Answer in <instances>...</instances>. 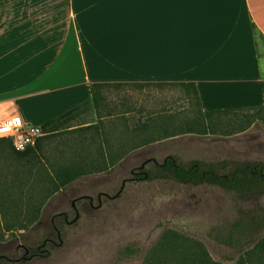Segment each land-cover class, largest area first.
<instances>
[{
	"label": "crops",
	"instance_id": "obj_1",
	"mask_svg": "<svg viewBox=\"0 0 264 264\" xmlns=\"http://www.w3.org/2000/svg\"><path fill=\"white\" fill-rule=\"evenodd\" d=\"M90 84H105L95 106ZM262 84L264 0H0V116L42 132L22 157L0 149V187L29 169L91 173L52 197L166 157L187 165L189 138L212 136L186 133L193 88L201 112L252 113Z\"/></svg>",
	"mask_w": 264,
	"mask_h": 264
},
{
	"label": "rangeland",
	"instance_id": "obj_2",
	"mask_svg": "<svg viewBox=\"0 0 264 264\" xmlns=\"http://www.w3.org/2000/svg\"><path fill=\"white\" fill-rule=\"evenodd\" d=\"M189 139L188 155H176L181 163L197 161L217 173L244 164L264 167L258 122L238 137ZM138 171L77 180L50 197L25 230L0 228V264H141L164 230L194 238L212 260L232 264L264 236V184L241 196L218 185L176 182L152 165L141 168L149 180H129Z\"/></svg>",
	"mask_w": 264,
	"mask_h": 264
},
{
	"label": "trees",
	"instance_id": "obj_3",
	"mask_svg": "<svg viewBox=\"0 0 264 264\" xmlns=\"http://www.w3.org/2000/svg\"><path fill=\"white\" fill-rule=\"evenodd\" d=\"M105 84H90L93 106L96 103V91ZM264 95V84H262ZM194 117L187 125L186 133L228 137L246 130L254 119L264 124V106L252 113L243 111H208L201 112L196 90L193 88ZM75 108L63 113L56 119L67 117ZM53 122V120L51 121ZM37 146V143L35 147ZM0 149H9L22 157L29 148L14 152L7 139H0ZM157 170L179 183L218 185L225 190L246 195L264 184V167L262 164H244L233 168L228 173H217L204 169L197 161L182 165L173 157H166ZM140 170V169H139ZM90 172L80 170L57 171L49 175L41 168L36 171L19 173L16 186L0 187V228L1 232L13 229L25 230L38 218L45 202L52 194L63 189L76 178ZM149 180L133 175L129 180ZM5 229V230H4ZM127 250V249H126ZM141 264H222L211 259L205 247L196 239L172 230L161 232L153 245L145 252ZM232 264H264V236L258 238L251 247L239 253Z\"/></svg>",
	"mask_w": 264,
	"mask_h": 264
},
{
	"label": "built area",
	"instance_id": "obj_4",
	"mask_svg": "<svg viewBox=\"0 0 264 264\" xmlns=\"http://www.w3.org/2000/svg\"><path fill=\"white\" fill-rule=\"evenodd\" d=\"M41 135L38 126L22 122L17 114L0 116V139H7L14 152L33 148Z\"/></svg>",
	"mask_w": 264,
	"mask_h": 264
},
{
	"label": "flooded vegetation",
	"instance_id": "obj_5",
	"mask_svg": "<svg viewBox=\"0 0 264 264\" xmlns=\"http://www.w3.org/2000/svg\"><path fill=\"white\" fill-rule=\"evenodd\" d=\"M134 175H137V174H142V176L144 175L145 176V173H143L141 170L138 171V172H134L133 173ZM90 203V202H89ZM70 205L74 211V213H76L75 209H74V206H73V201L70 202ZM61 214V215H60ZM59 215L61 216L62 220L65 222L66 221V216L64 215V213H59ZM54 229V228H53ZM56 234H57V231H56ZM46 242V240L44 241ZM24 250V254H27V250L23 249ZM36 250H38V247L36 248Z\"/></svg>",
	"mask_w": 264,
	"mask_h": 264
}]
</instances>
